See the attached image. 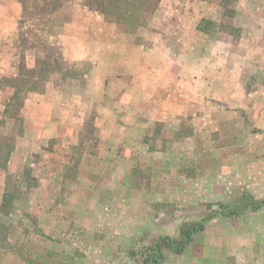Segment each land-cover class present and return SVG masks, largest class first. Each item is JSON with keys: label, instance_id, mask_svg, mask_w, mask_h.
I'll return each instance as SVG.
<instances>
[{"label": "crops", "instance_id": "0c3cea01", "mask_svg": "<svg viewBox=\"0 0 264 264\" xmlns=\"http://www.w3.org/2000/svg\"><path fill=\"white\" fill-rule=\"evenodd\" d=\"M221 1L233 4L236 32L227 26L207 37L197 26L210 18L189 6L194 26L178 30L173 42L163 32L159 53L153 43L134 51L131 36L121 35L119 52H101V76L89 89L70 77L28 92L11 166L51 145L62 155L57 162L81 166L68 185L52 181L66 177L62 169L39 170L24 206L33 221L24 219L26 233L9 238L5 264H29L17 249L36 230L34 241L53 254L45 264H136L130 251L138 240H180V227L200 221L204 205L244 194L264 200V0ZM11 3L13 11L3 0L0 12L9 32L22 15L19 2ZM114 29L101 33L111 37ZM87 125L95 148L71 158L67 150L88 147ZM160 264H264V206L210 220L181 253L164 249Z\"/></svg>", "mask_w": 264, "mask_h": 264}, {"label": "rangeland", "instance_id": "374dc122", "mask_svg": "<svg viewBox=\"0 0 264 264\" xmlns=\"http://www.w3.org/2000/svg\"><path fill=\"white\" fill-rule=\"evenodd\" d=\"M2 1L0 0V12L5 9ZM4 1H8L9 6L6 8L7 11H13V4L11 3L13 0ZM17 1L21 6L22 13L17 27L12 29V32H9L10 29L6 26L5 21L2 18L0 19V120H2L3 111L16 87L19 89L18 97L20 98V102L23 99L25 101L28 94L26 88L31 89L30 92L42 93L46 83L51 81V79L57 81L59 78H80L81 84L89 89L93 85V81L90 79L94 76H101V52L110 54H114L116 51L119 52L121 49L119 43L121 42V35L127 34L131 36L134 51L145 50L146 48L145 51H149V47L146 44L153 43L155 44L153 47L154 51L159 53V50L155 46L159 48L163 42L161 37L162 33L170 34L167 36H170V42H173L172 38H175L178 30L185 27L187 28L186 31H189V28L191 29L194 26L193 22L197 16V12L202 13V16L210 18H203L200 23L201 29L205 32L208 31L206 33L207 37L213 34L212 32L216 31L217 28H226L227 26L233 28L231 27V17L235 13L231 2L221 0H205L202 3L194 2L195 0H160L158 9L145 28L126 33V27L113 23L111 17L89 11L80 5L66 3L54 13L51 11L53 6L50 5L52 0H48L49 4L46 5V9L42 6L41 0H28L25 2L28 11L24 13L21 0ZM193 5L196 6L194 7L196 16L193 12H185L187 11V7ZM78 9L88 11V14H79L74 17V13ZM239 10H241V7ZM50 13L53 15H50ZM35 14L38 16L44 15L46 20L49 18L51 20L53 19L51 22L46 23L42 31L38 32L37 35L36 33H26V30L36 21ZM80 28L86 30L81 32ZM102 28L104 30H107V28H115V35L106 37L101 33ZM233 30L236 32L235 28ZM103 39L105 40L103 41ZM101 40L112 45L110 46L108 44V46H103L101 45ZM117 42L118 45L115 46L113 43ZM5 47H9V50H6ZM67 47L68 51L73 47L72 52H70L72 56H69L71 59H67V56L65 57ZM171 53H173L172 50ZM82 56H86L87 58L84 59ZM77 59L81 61V64L78 63ZM97 66L100 67L96 71L95 67ZM10 70L17 71L15 77L3 75ZM2 71L5 72L3 73ZM31 71H34L36 74L31 76ZM93 73L96 75H93ZM17 77L20 80L18 83L14 81ZM91 99L98 100L95 96ZM10 109V115L15 114L19 110L15 105L14 107H10ZM20 112L21 109L18 112L19 116L21 114ZM20 118L21 124L15 122L13 126V122L7 123L6 128L0 129V134L10 138V142L13 145L11 155L14 153L16 145L23 134L24 119L21 116ZM91 122L92 119L89 120V124ZM87 127L88 130L85 139L89 140L87 142L88 147L80 148V150H67L71 158L76 154L77 157H74V159H80L81 153L84 151L89 152L95 148V132L91 130L89 125ZM45 149L47 154L40 155L37 152H32L29 156V162L26 165H18L16 161L14 166H11L10 155L6 169L0 171V208L2 196L6 195L8 199L5 209L6 213L2 214L3 212L1 213L0 211V221L5 227L8 240L16 236L18 232H20L21 236L26 233V230L20 227V224L21 226L24 224V219L28 222L33 221L31 216L26 215L28 212L25 211L24 206H26L29 191L39 184V178L36 177L39 170L45 171V173H48V171H51V173H59V170L62 169L63 173L61 174L66 177H63L61 180L53 179L52 181H54V185H68L67 181H73L76 169L81 166V161L59 163L57 162V156L62 158L59 150L55 149L52 145ZM84 168L85 165H83L82 170ZM47 182L49 183L50 181L47 180ZM92 182L99 183L95 178H93ZM200 211H203V207ZM33 223L35 224V221ZM37 232L36 230L33 236L26 234L28 239H24L19 245L17 252L23 254L30 264H45L52 259L53 254L34 241ZM8 250L9 243L7 242L6 249H0V264H5Z\"/></svg>", "mask_w": 264, "mask_h": 264}, {"label": "trees", "instance_id": "16d2710c", "mask_svg": "<svg viewBox=\"0 0 264 264\" xmlns=\"http://www.w3.org/2000/svg\"><path fill=\"white\" fill-rule=\"evenodd\" d=\"M27 1L28 0H21L24 13H27L28 11V7L25 4ZM159 1L160 0H52L50 5L53 6L51 11L54 13L66 3L80 5L89 11L98 12L104 16L111 17L113 23L126 27V33H130L137 29L139 30L141 28H145L148 25L158 9ZM41 2L42 6L45 7L44 9H46V5L49 4V1L41 0ZM50 15L53 14L50 13ZM35 19V23H33V25L26 30V33H36L37 35L38 32L42 31L46 23L53 20L50 18V20H46L44 15L38 16L37 14H35ZM200 23L197 26L199 29H201ZM30 73L31 76L36 74L34 71H31ZM14 81L18 83V81H20L19 77L15 78ZM30 91L31 89L26 88V92ZM18 93L19 89L16 87L3 111L2 120H0V129L6 128L8 125L7 123L13 122V126L15 125V122H19L21 124V118L18 115V112L23 106L24 99L20 102ZM11 104L13 105L11 106ZM14 105L17 106L19 110H17L15 114L10 115V107H14ZM12 151L13 145L10 142V138L0 134V171H4L6 169ZM7 202L8 199L6 195H3L0 208L1 213L3 212L2 214L6 213L5 209ZM262 206H264V200L259 203H255L252 199H249L247 194L242 196L241 201L204 205L203 211L199 213L202 215V219L200 221L184 223L180 227V240L172 239L167 235L140 239L131 249L130 257L136 264H160L163 260L164 249L170 250L174 253H181L184 247L190 242L193 235L203 230L205 225L210 220L216 217H235L242 214L247 208L255 210ZM7 242V232L0 221V249H6Z\"/></svg>", "mask_w": 264, "mask_h": 264}]
</instances>
